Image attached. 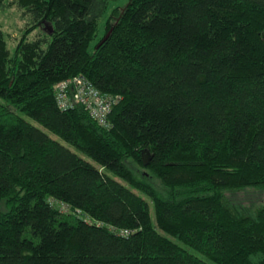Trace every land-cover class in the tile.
Segmentation results:
<instances>
[{
  "label": "trees",
  "instance_id": "trees-1",
  "mask_svg": "<svg viewBox=\"0 0 264 264\" xmlns=\"http://www.w3.org/2000/svg\"><path fill=\"white\" fill-rule=\"evenodd\" d=\"M122 1L0 0V264H264V0Z\"/></svg>",
  "mask_w": 264,
  "mask_h": 264
},
{
  "label": "built area",
  "instance_id": "built-area-1",
  "mask_svg": "<svg viewBox=\"0 0 264 264\" xmlns=\"http://www.w3.org/2000/svg\"><path fill=\"white\" fill-rule=\"evenodd\" d=\"M59 106L62 109L71 108L75 103L83 104L91 116L100 124L109 127L108 116L113 105L120 99L101 93L84 77H74L61 81L56 86ZM122 234L129 235V231Z\"/></svg>",
  "mask_w": 264,
  "mask_h": 264
},
{
  "label": "rangeland",
  "instance_id": "rangeland-1",
  "mask_svg": "<svg viewBox=\"0 0 264 264\" xmlns=\"http://www.w3.org/2000/svg\"><path fill=\"white\" fill-rule=\"evenodd\" d=\"M125 1L126 0H123L121 2V4L124 3ZM115 6L116 5L113 4L112 7H115ZM25 23L26 22L21 17V13L17 9L11 8V9H6V10H0V25L4 28V30L8 33V35H10L9 43H10L12 50H14L15 40L13 38H11V36L12 37L16 36L18 34L19 30L24 27ZM23 116L32 124L43 129L52 138H54L55 140L61 142L65 146L72 149L74 152L79 154L85 160L91 162L94 165H97V163L92 158H90L89 156H87L86 154H84L83 152H81L80 150L75 148L74 146L68 144L66 141H64L62 138H60L58 135L52 133L50 130L43 127L41 124H39L34 119H32L28 116H25V115H23ZM113 177L116 180L126 184V182L123 179H121L120 177H118L116 175H113ZM140 194H141V196L145 197L144 194H142V193H140ZM231 199L233 201L232 203L235 206L240 207L242 209L246 208V210L249 209V211H253L255 208L264 205V189L247 188V189L241 190L235 194H232Z\"/></svg>",
  "mask_w": 264,
  "mask_h": 264
},
{
  "label": "water",
  "instance_id": "water-1",
  "mask_svg": "<svg viewBox=\"0 0 264 264\" xmlns=\"http://www.w3.org/2000/svg\"><path fill=\"white\" fill-rule=\"evenodd\" d=\"M109 34L106 36L105 40L108 38Z\"/></svg>",
  "mask_w": 264,
  "mask_h": 264
}]
</instances>
